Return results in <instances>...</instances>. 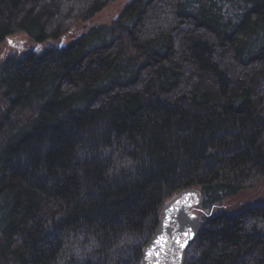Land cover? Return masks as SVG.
<instances>
[{"label":"trees","instance_id":"1","mask_svg":"<svg viewBox=\"0 0 264 264\" xmlns=\"http://www.w3.org/2000/svg\"><path fill=\"white\" fill-rule=\"evenodd\" d=\"M116 1L0 0V46L36 45L0 64V264H142L189 189L185 264H264V199L222 208L264 179V0H133L62 44Z\"/></svg>","mask_w":264,"mask_h":264},{"label":"water","instance_id":"2","mask_svg":"<svg viewBox=\"0 0 264 264\" xmlns=\"http://www.w3.org/2000/svg\"><path fill=\"white\" fill-rule=\"evenodd\" d=\"M201 202L200 191L189 189L166 204L161 213L158 228L144 249L142 264H185L186 253L201 232L200 218L194 212ZM170 221L171 227H166L165 225ZM184 233L189 235L185 238ZM161 237L167 239L168 247L160 252L159 260H157L155 253L152 256L147 254L150 249L156 247L154 242ZM184 239L186 243L184 247H181L177 240Z\"/></svg>","mask_w":264,"mask_h":264},{"label":"rangeland","instance_id":"3","mask_svg":"<svg viewBox=\"0 0 264 264\" xmlns=\"http://www.w3.org/2000/svg\"><path fill=\"white\" fill-rule=\"evenodd\" d=\"M133 0H117L110 4L102 13H100L93 21L87 23H81L76 26L70 34L63 39L62 44L70 43L75 37L79 36L83 30L88 29L87 26L107 24L115 20L117 16L122 12L124 6ZM36 45L26 34H20L14 37H10L6 43L0 46V64H2L9 56L17 55L24 56L28 51ZM38 46V53L42 52V48ZM264 199V179L259 183L258 188L243 197L237 199H229L223 203L222 208L233 210L243 207L252 201ZM264 201V200H260ZM257 202V201H255ZM259 202V201H258ZM200 218L201 212L198 209L194 211Z\"/></svg>","mask_w":264,"mask_h":264},{"label":"snow or ice","instance_id":"4","mask_svg":"<svg viewBox=\"0 0 264 264\" xmlns=\"http://www.w3.org/2000/svg\"><path fill=\"white\" fill-rule=\"evenodd\" d=\"M171 223H172V222L170 221V222H169L168 224H166L165 226H166V227H171ZM183 235H184V237L186 238L189 234H188V233H184ZM177 243H179L181 247H184V245H185V243H186V239H184V240H177ZM154 244L156 245V247L153 248V249H150V251H149V253H148L147 255H148V256H152L153 253H155V254H156V257H157V260H159L160 252H161L162 250H166L167 247H168V241H167V239L161 237V238H158V239L154 242Z\"/></svg>","mask_w":264,"mask_h":264}]
</instances>
